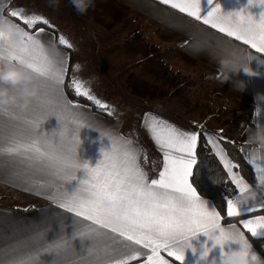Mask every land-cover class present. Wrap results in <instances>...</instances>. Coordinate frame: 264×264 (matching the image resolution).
Wrapping results in <instances>:
<instances>
[{
  "label": "snow or ice",
  "instance_id": "1",
  "mask_svg": "<svg viewBox=\"0 0 264 264\" xmlns=\"http://www.w3.org/2000/svg\"><path fill=\"white\" fill-rule=\"evenodd\" d=\"M212 2L209 0L210 4ZM160 3L242 41L257 53H264V13L259 20L244 11L226 15L216 4L207 15H201L200 0H160ZM249 4L264 7L260 0H252ZM4 8L5 5L0 3V17L5 15ZM7 15L16 23L21 21L28 29L34 28L37 23H49L37 14L27 15L23 8L11 9ZM26 37L29 47L10 50L9 60L22 64L41 78L43 95L33 97L32 101L46 114L23 119L27 135L12 131L5 136L4 118L12 121L21 118L9 108L0 109V158L5 155L16 157L19 163L27 162L29 168L51 177L45 185L55 189L49 199L61 209L89 222L75 235L91 239L92 245L87 248L86 254L81 253L78 259L69 261L66 254L73 249L71 240L58 238L52 243L40 244L34 238L37 246L25 255L18 254L17 245L0 248V264H42L41 256L44 253L55 254L53 264H130L143 256H146V264H168L160 255L161 250L183 264L184 250L191 246L190 238L198 233H204L214 241L213 248L217 245L221 247L222 264L223 256L231 251L224 247L229 241L238 243L242 253L248 254L250 247L245 233L235 225L222 226L220 213L210 208L208 201L201 199L193 186L199 134L183 132L166 121L150 118L148 130L164 155L163 170L159 172L158 179L149 180L139 163L136 149L119 143L118 137L107 132L102 135L110 140L111 147L102 150L103 158L95 167H91L87 161L81 163L76 150L78 129L86 126L82 114L74 110L78 106L72 105L64 97L67 58L54 44L46 48L39 38V31L32 34L26 30ZM3 39L0 34V41ZM59 44L73 47L62 35ZM232 55L235 56V53ZM246 59L251 61L255 57L248 56ZM73 70L78 71L79 65H74ZM68 87L73 89L75 95L107 109L108 106L92 94L83 81L72 79ZM53 115L59 119L60 128L52 133L41 131L43 122ZM209 142L217 149V155L225 163L229 177L240 193L236 199H227V216H241L240 205L245 203L250 204L247 209L249 213L255 211L251 201L257 199L256 192L232 172L235 165L227 160L226 153L219 149L216 142ZM250 162L257 168L260 184L264 185V167L256 164L255 154ZM81 168L86 169L87 178L76 191L69 193L61 182L75 179L73 173ZM261 191L264 194V189ZM109 201L112 202L111 207L108 206ZM260 207H264V200L260 201ZM117 214L124 220L125 226L121 229L115 228L109 219ZM241 223L248 232L256 235L259 229H264V216L242 220ZM109 232L116 235L109 236ZM140 249L149 250L150 254ZM210 251L205 247L202 255L207 257ZM253 259L256 257L253 256ZM258 264H264V261Z\"/></svg>",
  "mask_w": 264,
  "mask_h": 264
},
{
  "label": "crops",
  "instance_id": "2",
  "mask_svg": "<svg viewBox=\"0 0 264 264\" xmlns=\"http://www.w3.org/2000/svg\"><path fill=\"white\" fill-rule=\"evenodd\" d=\"M24 1L25 7L35 4V0H0V3L5 5V14L9 5L18 2L23 3ZM200 3L201 15H207L216 4L221 6V11L226 15L244 11L246 14L252 15L256 20H259L261 14L264 13V7L249 4V0H213L211 4L209 0H200ZM63 4L72 26L74 24L82 25L85 30L89 31L93 29L92 23H96L98 29L103 31V33L106 31H124V37L126 38H124L123 45L125 46L136 44V39L132 38L141 34L143 41H140L141 38L138 37L140 38L138 42L139 46L144 43L152 48L153 46H163L162 52L158 55L159 61H166L174 57L177 62L194 65L199 69L201 68L207 76H212L215 79L214 89H217L218 95H223V98L227 102L230 100L240 107V109L246 110L241 121L237 120V126L239 125V128L236 129L235 136L231 138L219 137L230 140L239 139L243 144L242 151L254 170L258 187L247 182L233 168L232 172L238 174L237 176L252 191L256 192L257 199L251 201V204L255 206V211L249 213L247 209L250 207V204L245 203L240 205L242 211L241 216L228 217L227 207L226 212L223 213L211 200L200 195L198 191L197 193L201 199L208 201L210 208H214L220 213V223L222 226L227 228L230 225H235L240 231L245 233L252 250L258 253L261 260L264 261V242L257 241L260 238H264V229H259L256 235H252L241 223L242 220H255L258 217L264 216V207H260V201L264 200V194L261 191V189H264V185L260 184L257 168L250 162L253 159V154H255L256 164L264 167V144L253 141L252 139L258 131L264 130V53H257L255 49L243 44L242 41L228 37L217 29H213L189 17L186 13L179 12L178 9H172L170 6L163 5L160 3V0H94V6L90 7L83 15L77 13L76 9L69 3V0H64ZM17 23H20L25 30L32 34H36L39 31V38L46 48H51L54 44L55 48L67 58L68 73L65 77L63 87L64 97L72 105L78 106L74 110L82 114L86 126L78 129L79 143L76 145V150L81 163L87 161L91 167H95L103 158V152L101 150L106 151L111 147L110 140L102 135L107 132L118 137L119 143L136 149L139 152V163L148 174L149 180L153 178L158 179L159 172L163 170L164 155L148 130L150 118L155 117L159 120L166 121L183 132L207 136L203 132L205 130L202 128L203 123H199V121L192 119V117L187 118L185 116L186 118L183 119L184 114H188L187 112L183 113L180 111L179 117L176 114L173 116V113L168 111L171 110V106L164 105L165 108L162 107L163 109L158 111L150 103H148L147 107L142 109L138 108V118H135V121L137 120L138 123L135 122L134 124L141 125V131L149 143L148 145L153 156L158 158L156 166L154 165L155 172H151L144 161V150L135 137L129 135L126 130L129 119L124 116L125 113L120 112L119 114H115L113 111L111 113L110 109L112 107H107V109L100 107L101 110H97L91 104L73 98L67 90V85L72 79H79L84 82L85 87L101 100L102 103H108V99L114 103V94L111 95V90L106 88L107 85L102 80V78H105L109 79L124 94L133 96L136 92H128L129 90L124 89L122 84L115 81V78L122 77L123 70H125L124 72L131 71L130 76L136 77L133 74V68H139L137 66L139 62L150 63L146 70L150 76L149 71H152L156 67V61L158 60L155 57L157 50L155 49L153 53L147 52L141 59V52L139 51L126 50L127 55L125 58L116 55L114 63H118L122 59L121 62L128 63L124 67L123 63H119V65L108 64L113 60L107 58L109 55H103L97 58L92 57L93 69L91 73H88L91 67L84 65L80 59L75 58L78 50L74 46L67 48L59 44V32L57 28L49 23L47 25L37 23L35 29H28L21 21H17ZM154 31L159 32L160 38L157 40L150 38L151 32ZM129 33L131 34L130 38H128ZM91 39L96 47V41L98 39ZM109 42L103 39L100 43L102 46L117 43V41L112 42L110 40ZM171 47H176V52H174V55L169 56L167 50ZM103 49H99L98 55L108 52L107 50L102 52ZM96 50L97 48H95ZM232 53H235V56ZM248 56H253L255 59L248 61L246 59ZM226 58H230L237 63H250L252 68L262 73V75L248 76L242 70L239 72H228L222 67L221 63ZM13 63L15 64L16 62L13 61ZM77 64L80 65L79 70L74 71L73 66ZM99 75H101L100 79L102 81L98 80L97 76ZM36 78L39 85L37 97H39L43 95L44 89L41 86V78L37 76ZM93 78H97L94 83L90 80ZM154 96L152 93L150 96L143 95V98L148 100V102H152ZM113 107H116V105H113ZM9 109L21 119L12 121L7 117L4 118L5 136L9 135L12 131H20L27 135L26 126L22 123L23 119L36 118L37 116L46 114L45 110L36 107L33 101L27 110H21L17 106L10 107ZM225 125H227V122ZM60 126L59 119L53 115L43 122L41 131L52 133L54 130H58ZM213 139L216 140L219 149L223 150L218 136L216 138L213 137ZM211 147L217 154V149L213 145ZM0 163L3 164L0 167V188L10 192L11 197H17L20 200H32L27 208L11 209L0 207V248L17 245L19 246L18 254L25 255L37 246L34 238H37L40 244L52 243L58 238H65L71 240L73 244L72 251L66 254L69 261L78 259L81 253L86 254L87 248L92 245V240L76 236L75 233L89 222L83 221L82 218L76 217L73 213H68L66 210L61 209L56 202L49 199V196L55 191L54 188L45 186L51 180V177L44 172L29 168L27 162L19 163L16 157L5 155L0 158ZM73 175H75V179L61 182L62 184L64 183L65 190L69 193L76 191L81 186V182L87 178L86 169L83 168L74 172ZM239 195V190L236 188L230 199H236ZM30 209L32 210L29 211ZM37 234H39L38 237ZM108 235L112 236L116 234L109 232ZM213 243L214 241L210 240L204 233H198L196 236L191 237V246L184 250L185 258L183 264H222L221 247L217 245L213 248ZM136 247L139 248V246ZM205 247L211 249L207 257L202 255ZM224 247L225 250L229 248L231 250H239L240 245L229 241ZM140 250L149 253V250ZM160 255L168 261V264H182L175 257L168 256L163 250H161ZM55 258L54 253H44L41 256V261L42 264H53ZM130 264H146V256L132 261Z\"/></svg>",
  "mask_w": 264,
  "mask_h": 264
},
{
  "label": "rangeland",
  "instance_id": "3",
  "mask_svg": "<svg viewBox=\"0 0 264 264\" xmlns=\"http://www.w3.org/2000/svg\"><path fill=\"white\" fill-rule=\"evenodd\" d=\"M63 2L64 0H60L58 7L50 6L49 0H35L34 5H28L26 7L25 1L23 3L18 2L9 5V8L5 11V15H7L8 11L11 9L23 8L26 10L27 15L37 14L46 18L49 24L57 28L59 37L61 35L64 36L74 48L78 50V54H76L75 58L78 60L80 59L84 65L91 67L89 70L90 72L88 73H91L93 69L92 57L97 58L99 56L109 55L107 58L111 60L113 59V62L111 61L108 64L119 65V63H123L124 67L127 66L128 63L121 62L122 59H120L118 63H114L116 55L125 58L127 55L126 50L139 51L141 52V59L142 56L147 54V52L153 53L155 49L157 50L155 52V57L158 60L156 61V67L152 71H149L150 76L146 71L150 63L139 62L137 63L138 65L136 64L139 68H133V74L136 77L130 76L132 73L131 71L124 72L125 70H123V76L115 78V81L122 84L124 89L129 90L128 92L135 91V95L130 96L124 94V92L118 90L109 79L102 78L107 85L106 88L111 90V95L114 94L113 99L115 100V102L112 103L108 99V103L103 104L110 108H114L110 109L111 113L112 111L115 114H119L120 112H123V114L125 113L124 116L129 119V124L126 129L129 135H133L137 132L140 138L145 140L147 145L149 144L144 133L141 131V125L138 126L137 124L136 126L134 123H138L137 120L135 121V118L138 116L137 109L147 107L148 103H150V105L155 106L158 111H161L163 109L162 107L165 108L164 105L171 106V110H167L173 113V116L176 114L179 117L180 111L183 113L187 112L188 114H184L183 119L187 116V118L192 117V119L199 121V123H203L202 128L205 129L203 132L207 135L204 136L207 141L208 139L214 141L215 139H213V137L216 138L217 136L219 139H222L219 136H223V138H231L232 136H235L236 129L239 128V125L237 126V120L241 121L246 110L240 109V107L230 100L227 102L226 99L223 98V95H221L222 97L218 95L217 89H214L215 79L212 76H207L201 68L199 69L194 65L177 62L174 57L170 58L171 60L159 61L158 55L162 52L163 46H153L152 48L146 43L139 46L138 42L142 36L141 34L132 38L136 39V44L125 46L123 45L124 38H126L124 37V31H106L103 33V31L98 29L96 23H92L93 29L89 31L85 30L82 25L74 24L76 26H72ZM130 36L131 34L129 33L128 38H130ZM91 38L98 39V41H96V47ZM150 38L157 40L160 38L159 32H151ZM103 39H106L108 43H110L109 40L112 42L117 41V43L102 46L100 42ZM140 41H143V39L141 38ZM95 48H97L96 51ZM99 49H103L102 52L107 50L109 53L105 52L102 53V55H98ZM175 49L176 47H171L167 50L168 55H174V52H176ZM130 58L133 59L132 57ZM100 77L101 75L97 76L98 80L102 81ZM97 78L90 80L94 83ZM152 93L155 95L152 102H148V100L143 98V95L150 96ZM113 105H116V107H113ZM226 122L227 125H225ZM210 144L213 145L212 143ZM144 151L145 153H149V156H152L150 148H147ZM223 164L225 165L224 162ZM10 194V192L0 188V207L11 209L27 208L31 204L30 201L32 200H20L17 197H11L12 195Z\"/></svg>",
  "mask_w": 264,
  "mask_h": 264
},
{
  "label": "clouds",
  "instance_id": "4",
  "mask_svg": "<svg viewBox=\"0 0 264 264\" xmlns=\"http://www.w3.org/2000/svg\"><path fill=\"white\" fill-rule=\"evenodd\" d=\"M251 2L252 0H249V3ZM260 2L264 3V0H260ZM49 3L50 6L58 7L59 0H49ZM69 3L81 15L94 6V0H69ZM0 34L4 37L0 41V109L19 106L21 110H27L31 105L32 98L39 93L36 75L22 64H14L9 60L10 50L29 47L26 30L20 24H17L13 18L4 15L0 17ZM221 63L222 67L228 72L242 70L248 76L262 75V73L253 69L250 63H237L230 58L224 59ZM252 139L264 144V130L258 131ZM108 206H112L111 201L108 202ZM109 219L117 229L125 226L124 220L119 214L113 215ZM248 245L250 247L248 254H243L241 248L226 252L223 256V264H258L262 261L259 254L252 250L249 242ZM253 256L256 257L255 260Z\"/></svg>",
  "mask_w": 264,
  "mask_h": 264
},
{
  "label": "trees",
  "instance_id": "5",
  "mask_svg": "<svg viewBox=\"0 0 264 264\" xmlns=\"http://www.w3.org/2000/svg\"><path fill=\"white\" fill-rule=\"evenodd\" d=\"M36 27L37 25H35L33 29ZM67 90L73 98L89 103L93 108L101 110L100 107L93 105L91 101L87 100L85 97L75 95L73 89L69 88L68 85ZM133 136L143 150L149 148L145 140L140 138L137 132H135ZM220 144L227 155V160H230V162L235 165L233 169H235V171L247 182L258 187L254 170L242 151V142L239 141V139L230 140L222 138L220 139ZM148 154L149 153H145L144 151L145 164L151 172H155L154 165L156 166L158 158L154 157L153 154L152 156ZM145 157L147 158L146 160ZM196 159L197 165L194 167V176L192 178L193 185L200 195L211 200L223 213L226 212L227 199L233 196L236 186L230 179L225 165L203 135L199 136L196 147ZM31 210L32 209L29 211ZM257 241L264 242V238H260Z\"/></svg>",
  "mask_w": 264,
  "mask_h": 264
}]
</instances>
